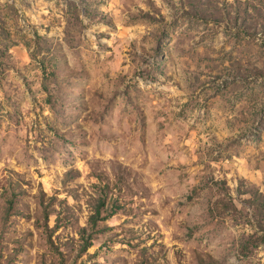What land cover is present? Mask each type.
Listing matches in <instances>:
<instances>
[{"label":"rangeland","instance_id":"rangeland-1","mask_svg":"<svg viewBox=\"0 0 264 264\" xmlns=\"http://www.w3.org/2000/svg\"><path fill=\"white\" fill-rule=\"evenodd\" d=\"M0 264H264V0H0Z\"/></svg>","mask_w":264,"mask_h":264},{"label":"trees","instance_id":"trees-1","mask_svg":"<svg viewBox=\"0 0 264 264\" xmlns=\"http://www.w3.org/2000/svg\"><path fill=\"white\" fill-rule=\"evenodd\" d=\"M101 206L96 208L95 215H91V218H90L91 223L95 224L97 222L98 217L101 213Z\"/></svg>","mask_w":264,"mask_h":264}]
</instances>
